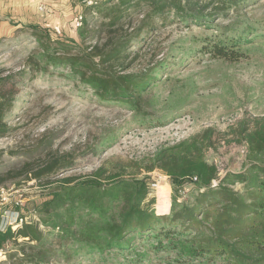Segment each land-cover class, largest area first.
Returning <instances> with one entry per match:
<instances>
[{"label":"trees","instance_id":"16d2710c","mask_svg":"<svg viewBox=\"0 0 264 264\" xmlns=\"http://www.w3.org/2000/svg\"><path fill=\"white\" fill-rule=\"evenodd\" d=\"M253 1L95 0L86 6L83 23L76 27L80 42L54 39L48 30L31 27L38 46L27 55L24 66L33 74L65 70L69 79L101 101L145 116L146 95L170 64L166 57L157 59L161 47L147 50L155 33L170 22L196 25L204 29L195 35L200 43L196 52L239 61L252 40L251 23L242 29L238 20L226 27L215 20L228 18L229 9L244 12ZM11 78L0 76V81L14 83ZM12 104L7 91H0V136L13 129L6 120ZM248 123L241 119L238 132L247 144L249 165L223 177L206 158V150L214 146L211 127L160 145L140 158L105 159L88 175L56 178L50 176L72 165L76 157L72 151L55 148L56 135L44 132L36 139V153H22L24 159L0 168V186L33 179L50 187L35 207L39 221L24 222L17 229L0 228V249L10 242L18 246L9 257L19 264L49 263L60 254L71 261L80 251L130 254L141 263L150 250L175 252L180 262L264 264V118L255 119L252 126ZM97 148L98 144L89 147ZM5 152L0 149V158ZM155 170L167 174L177 188L191 186L187 199L173 195L170 212L160 210V215L150 184L149 173ZM140 247L147 248L143 254Z\"/></svg>","mask_w":264,"mask_h":264},{"label":"rangeland","instance_id":"374dc122","mask_svg":"<svg viewBox=\"0 0 264 264\" xmlns=\"http://www.w3.org/2000/svg\"><path fill=\"white\" fill-rule=\"evenodd\" d=\"M87 5L78 0L72 3V10L84 15ZM227 12L228 18L216 19L215 23L226 27L238 20L242 29L248 23L254 29L249 35L252 40L244 47L246 56L239 61L214 59L196 52L200 44L196 36L204 31L199 26L170 22L155 33L147 50L161 47L157 59L166 57L170 64L146 95L145 116L135 115L126 106L101 101L91 90L69 79L65 70L52 68L49 74H33L24 66L27 55L38 46L31 27L48 30L54 39L80 42L74 24L67 25V30L60 26V32L54 26H23L18 36L0 39V76L12 75L14 80L0 81V91H7L13 99L6 115L13 129L0 136V149L6 150L0 158V168L24 159L22 153H36V139L44 132L56 135L55 148L72 151L76 157L72 165L50 176L56 178L88 175L105 159L126 162L140 158L160 145L176 143L211 127L214 146L206 150L207 160L217 161L224 172L243 170L249 165L248 148L239 135V121L246 118L252 126L255 119L264 118V0L247 4L244 12ZM103 139L105 143L100 144ZM96 144V150L89 149ZM13 149L18 153L10 154ZM149 175L150 184H156L152 193L158 215L170 212L173 195H178L179 200L187 199L191 186L177 188L160 170ZM49 189L33 179L8 181L0 186V228L12 225L17 229L24 222L39 221L35 207ZM21 216L23 220H19ZM17 249L11 242L0 249V264H19L9 257ZM144 249L147 248L140 247L142 254ZM144 255L147 258L139 263L135 255L112 252L101 256L80 251L71 261L60 254L49 263L22 264H209L177 261L175 252L150 250Z\"/></svg>","mask_w":264,"mask_h":264},{"label":"crops","instance_id":"0c3cea01","mask_svg":"<svg viewBox=\"0 0 264 264\" xmlns=\"http://www.w3.org/2000/svg\"><path fill=\"white\" fill-rule=\"evenodd\" d=\"M78 0H0V39H12L19 35L23 26L41 24L45 26L73 25L76 11L72 3ZM47 5L49 10L40 9ZM76 9V8H74Z\"/></svg>","mask_w":264,"mask_h":264},{"label":"built area","instance_id":"2783aa9c","mask_svg":"<svg viewBox=\"0 0 264 264\" xmlns=\"http://www.w3.org/2000/svg\"><path fill=\"white\" fill-rule=\"evenodd\" d=\"M88 4H93V3H95V0H87L86 1ZM40 9H42V10H49V7L47 6V5H41L40 6ZM83 18H84V15L82 14V13H79V14H77L76 15V17H75V20H74V26L75 27H80L81 25H82V23H83ZM55 28V30L57 31V32H60V28L58 27V26H56V27H54ZM246 146H247V144H246ZM248 148V147H247ZM209 162H211V161H209ZM211 163H214L216 166H217V168H218V171H219V175H220V177H223V176H225L228 172H224L222 169H221V167H220V165L218 164V162L217 161H213V162H211ZM153 186H156V184H152L151 185V187L153 188ZM18 220V219H17ZM16 220V221H17ZM19 220H23V218H19Z\"/></svg>","mask_w":264,"mask_h":264}]
</instances>
